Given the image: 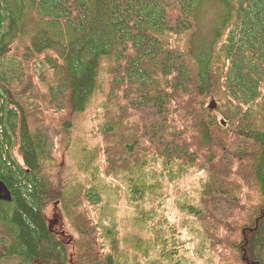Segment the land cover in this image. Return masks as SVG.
Segmentation results:
<instances>
[{
    "label": "trees",
    "instance_id": "1",
    "mask_svg": "<svg viewBox=\"0 0 264 264\" xmlns=\"http://www.w3.org/2000/svg\"><path fill=\"white\" fill-rule=\"evenodd\" d=\"M110 106L95 135L112 136L113 158L100 164L111 185L84 197L95 207L123 180L144 220L168 186L200 172L196 201L176 200L195 228L183 216L168 229L191 228L209 247L193 264H264V0H0V180L12 195L0 200V264L120 262L112 252L128 242L114 218L75 225L83 242L70 258L44 214L54 191L73 214L53 116Z\"/></svg>",
    "mask_w": 264,
    "mask_h": 264
},
{
    "label": "rangeland",
    "instance_id": "2",
    "mask_svg": "<svg viewBox=\"0 0 264 264\" xmlns=\"http://www.w3.org/2000/svg\"><path fill=\"white\" fill-rule=\"evenodd\" d=\"M107 79L104 70H101V87H103L101 92L105 91ZM101 92L99 90L96 99H94L96 105H99L103 100ZM210 100L206 103V109L213 110V101ZM113 110L111 106L107 107L105 111L89 107L79 114H72L65 110L53 116L57 125L52 121L50 123L55 124L59 130L58 140L60 142L65 140L68 145L67 148H62L61 145L57 144L54 145L55 160L60 161L61 166L56 170V173L60 176L58 186L60 188L65 187V190H68L69 199L67 202L69 208H72L73 214L69 216L63 197L58 195L59 192L54 191V198L47 201L44 210L50 229L69 249L70 258L77 251V246L83 242V237L76 226L82 223L85 230H90V228H95V223L98 222L100 228L110 227L112 218L115 219L116 223L117 240L128 242L125 248L119 251L118 255L112 252V255L120 260L118 264H187L188 261L193 259L195 253L200 256L199 249L203 250V255H205L208 253L207 249L209 247L205 245L203 247L198 234L192 232L191 228H195L193 217L185 214L183 209L177 210L180 207L178 204L176 206V200L180 203L185 200L186 202H189V200L196 201V192L203 177L200 172L190 170L186 176L178 178V185L175 188L168 186L166 194L163 195V198L161 197L164 203L159 207L157 214L153 212L147 215L144 220L139 218L142 209L140 212H135L137 215L134 216L132 215L133 210L130 209L129 205L127 206L123 180L119 181L122 190L119 189L118 193L114 189L108 191H105V188L102 189L101 197L103 200L97 203L95 207V202L84 197L83 194H86L89 188L98 191L97 189L101 187L111 185V178L105 174L104 168H101L100 164L103 165L109 158H113L111 155L113 148L112 136L110 135L108 139L109 135H106L101 138L105 143H99V137H96L95 132L98 126L107 123L109 112H114ZM146 119L149 120L147 117ZM67 122L68 125L64 129ZM188 122L190 123V119H188ZM126 124H128V121ZM140 127L145 128V120L142 121ZM174 127L179 128L177 125H174ZM191 127L196 130L195 124H191ZM155 138L157 137L155 136ZM95 148H97L96 153L88 159L92 165L82 170L83 158ZM15 155L17 160L21 162L22 160L16 152ZM94 155L96 160L93 159ZM90 168L93 171H90ZM79 188H81V191H79ZM152 193L153 191L149 192L148 195L146 194V196H153ZM114 199L115 203H113ZM149 204L150 202L146 201L144 206L147 207ZM114 206H116V209H114ZM183 216L188 219L191 228L183 226L182 229L177 231L168 229L169 224L179 225L184 219ZM223 258L231 262L229 257L224 256ZM190 262L194 263L192 260Z\"/></svg>",
    "mask_w": 264,
    "mask_h": 264
},
{
    "label": "water",
    "instance_id": "3",
    "mask_svg": "<svg viewBox=\"0 0 264 264\" xmlns=\"http://www.w3.org/2000/svg\"><path fill=\"white\" fill-rule=\"evenodd\" d=\"M12 195L8 187L0 180V200H11Z\"/></svg>",
    "mask_w": 264,
    "mask_h": 264
}]
</instances>
